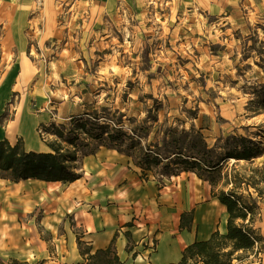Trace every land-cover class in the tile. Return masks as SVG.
<instances>
[{"label":"rangeland","instance_id":"374dc122","mask_svg":"<svg viewBox=\"0 0 264 264\" xmlns=\"http://www.w3.org/2000/svg\"><path fill=\"white\" fill-rule=\"evenodd\" d=\"M87 113L101 123L121 117L126 129L149 117L144 144L162 139L166 126L200 130L214 158L232 152L238 137L259 143L260 156L230 158L224 171L259 199L255 225L264 236V196L247 187L264 165V0H0V139L28 150L39 139L48 151L52 124L70 130L73 117ZM79 156L82 173L87 156ZM173 173L150 172L148 180L165 181L167 190L179 180L210 185L193 170ZM79 246L87 256L88 246ZM191 263L204 264L197 256ZM234 263L264 264V253Z\"/></svg>","mask_w":264,"mask_h":264},{"label":"crops","instance_id":"0c3cea01","mask_svg":"<svg viewBox=\"0 0 264 264\" xmlns=\"http://www.w3.org/2000/svg\"><path fill=\"white\" fill-rule=\"evenodd\" d=\"M16 120L25 125L26 116ZM37 140V151H45ZM86 158L82 177L72 182L13 181L0 174L1 260L77 264L83 260L80 241L94 252L116 237L123 264H179L187 245L226 231L227 208L210 185L179 180L167 190L165 181L142 180L131 170V157L113 147ZM191 211V229H181L182 214Z\"/></svg>","mask_w":264,"mask_h":264},{"label":"trees","instance_id":"16d2710c","mask_svg":"<svg viewBox=\"0 0 264 264\" xmlns=\"http://www.w3.org/2000/svg\"><path fill=\"white\" fill-rule=\"evenodd\" d=\"M120 115L124 116L123 113ZM154 120L157 121V117ZM148 121L149 117H146L141 124L126 129L121 117L111 122L106 119L105 123H101L96 113L73 117L74 126L70 130L65 124L50 126L54 129V138L46 141L48 151L28 150L20 142L12 144L6 138L0 139V174L13 181L36 178L72 182L83 175L77 171L79 153L82 156L93 154L101 145L117 148L130 156L144 180L149 179L150 172L163 179L173 172L193 170L209 180L212 195L226 206L228 218L225 232L217 229L209 238L196 239L187 245L179 264H192L191 259L195 256L200 257L204 264H235V258L240 262L249 260L250 256L260 258L264 253V236L255 225L261 212L259 199L252 193L247 196L242 193L240 189L245 181L238 180V175L232 178L228 171H224L230 158L251 160L260 156L259 143L241 136L232 152L214 158V149L209 147L201 131L194 128L188 131L166 126L162 139L144 144L143 140L149 138L152 130ZM44 129L49 127L44 125ZM254 172L255 176L246 182L247 187H253L258 196L263 197L264 190L259 185L264 183V165ZM222 179L223 187L218 189ZM230 183L233 186L226 189ZM189 213L192 214L189 222L186 221L188 213L182 214L181 229H191L193 211ZM115 242L116 237L108 247L94 252L90 250L87 256L81 251L84 261L77 264H123ZM131 247L129 240L128 248ZM236 252L241 253L235 255ZM17 263L13 260V264Z\"/></svg>","mask_w":264,"mask_h":264},{"label":"built area","instance_id":"2783aa9c","mask_svg":"<svg viewBox=\"0 0 264 264\" xmlns=\"http://www.w3.org/2000/svg\"><path fill=\"white\" fill-rule=\"evenodd\" d=\"M148 248L150 249V252L155 251V249H156V244H155V242H151L150 245L148 244Z\"/></svg>","mask_w":264,"mask_h":264},{"label":"bare ground","instance_id":"6f19581e","mask_svg":"<svg viewBox=\"0 0 264 264\" xmlns=\"http://www.w3.org/2000/svg\"><path fill=\"white\" fill-rule=\"evenodd\" d=\"M22 126H24V122H22Z\"/></svg>","mask_w":264,"mask_h":264}]
</instances>
